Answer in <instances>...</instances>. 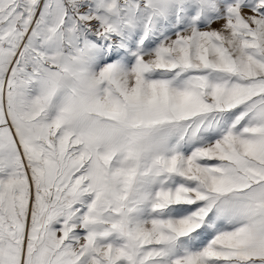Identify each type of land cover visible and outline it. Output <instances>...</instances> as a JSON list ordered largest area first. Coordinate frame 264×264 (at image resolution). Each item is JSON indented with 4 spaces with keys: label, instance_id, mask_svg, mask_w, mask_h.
Masks as SVG:
<instances>
[{
    "label": "snow or ice",
    "instance_id": "obj_1",
    "mask_svg": "<svg viewBox=\"0 0 264 264\" xmlns=\"http://www.w3.org/2000/svg\"><path fill=\"white\" fill-rule=\"evenodd\" d=\"M0 264H264V0H0Z\"/></svg>",
    "mask_w": 264,
    "mask_h": 264
}]
</instances>
